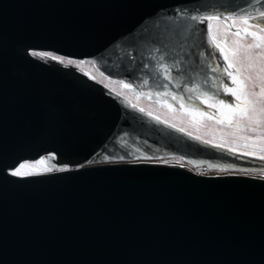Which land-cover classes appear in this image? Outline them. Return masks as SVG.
<instances>
[{"label": "water", "instance_id": "95a60500", "mask_svg": "<svg viewBox=\"0 0 264 264\" xmlns=\"http://www.w3.org/2000/svg\"><path fill=\"white\" fill-rule=\"evenodd\" d=\"M262 10L264 0H0V264H264V179L129 161L143 147L194 164L264 160L29 54L92 62L145 95L214 99L219 52L200 17ZM50 154L70 167L12 175Z\"/></svg>", "mask_w": 264, "mask_h": 264}, {"label": "rangeland", "instance_id": "374dc122", "mask_svg": "<svg viewBox=\"0 0 264 264\" xmlns=\"http://www.w3.org/2000/svg\"><path fill=\"white\" fill-rule=\"evenodd\" d=\"M241 17V16H234ZM213 34L215 36L216 43H220L226 50H233L237 47L235 43L238 41V37L233 35L236 31V27H230L231 21H225L221 18L219 21H212ZM237 27L243 28L244 25L237 24ZM249 31H256L255 29H249ZM253 41L251 37H246L243 40H239L240 44H243L247 47L248 44H251ZM215 45V44H214ZM219 51V49H218ZM260 52V49H253V56L257 55ZM220 53V51H219ZM33 55L42 58L44 61H50L53 63H59L60 65H68L82 72L83 74L90 77L95 82L106 87L108 90L114 92L116 95L119 93V97L123 98L130 106L137 109H144V113L150 115L166 124L171 125L179 129L182 132L192 136L199 141L205 143L208 141V145L216 147L215 145L220 144L222 147H216L225 151L236 153L239 155L261 159V156H264V143H261V134L259 130L257 131H238L235 127L237 121L233 118L232 126H229L226 122L218 123V120H223V111L218 110L217 107L209 108L208 104H214L219 100H224L225 102H231L235 104V97L230 94L224 93L225 87L235 88L236 86L232 84L231 78L225 73V68L227 67L226 62L223 60V56L220 54L221 62H224V65H221V68L224 71L225 77H227L228 82L232 84H227L223 87L219 85L217 87L218 96L214 99H205L206 103H201V100L198 99V105H187L185 103L184 107L181 108V102L178 101V104H174L169 100H159L152 99L150 97L140 95L141 93L137 90H133L131 86L129 88H124L122 85L127 84L125 81L112 79L105 74H103L94 63L89 61L76 60L71 58H64L50 52H33ZM71 61V63H68ZM235 67L230 71L235 73L236 68H240V78L243 79L244 76L252 77V83L245 80L246 86L252 91L259 93L261 82L257 77L259 76V64H256V67L253 69H248V61L245 59L244 53L241 50L237 56L233 59ZM225 66V68H224ZM255 85L253 88L252 85ZM128 85V84H127ZM203 99V98H202ZM197 113H202L199 115ZM241 124H246V121H239ZM241 137H246L247 139H241ZM247 145V147H245ZM229 149H232L231 151ZM244 153H251L250 155H245ZM157 155V154H156ZM132 155V158L129 161L132 162H151L159 163L166 165H179L187 169H192L191 171L199 172L202 168H205L209 174L214 175H243L254 178L264 179V168L256 167H243V166H233V165H213L208 163L194 164L183 157L172 156L168 154L161 155ZM52 159V160H51ZM264 160V159H262ZM174 162V163H173ZM178 163V164H176ZM23 165V167H21ZM70 166L67 164H58L57 158L55 155L50 154L49 156H43L38 160L34 161H24L18 167L11 170V173L19 169L26 175H35L42 173H49L54 171H60L68 169ZM24 176V175H20Z\"/></svg>", "mask_w": 264, "mask_h": 264}, {"label": "snow or ice", "instance_id": "6c2138e0", "mask_svg": "<svg viewBox=\"0 0 264 264\" xmlns=\"http://www.w3.org/2000/svg\"><path fill=\"white\" fill-rule=\"evenodd\" d=\"M193 20H196L197 17L193 16ZM221 19L220 16L210 15V16H202L200 17V23L207 22V34L211 39L212 43L215 44V47L219 49L220 54L223 56V60L226 62L227 67L225 68V73L228 77L231 78V82L235 85V88L225 87L224 93L230 94L235 97V104L231 102H225L224 100H219L214 104H208L209 108L217 107L218 110L223 111V120H218V123L226 122L229 126H232L233 118L236 119L237 123L235 125L238 131H257L259 130L261 134V143H264V10L260 11L257 15L253 16L250 14H245L241 17L234 16H225L223 19L225 21H231L230 27H236V31L232 33L236 37H238V41L235 43L237 47L233 50H226L220 43H216L215 36L213 34L212 21H219ZM237 24L244 25L243 28L237 27ZM249 29H255L256 31H249ZM246 37H251L252 43L248 44L245 47L243 44L239 43V40H243ZM260 49V52L253 56L252 50ZM243 51L245 59L248 61L247 67L248 69H253L256 67V64H259V76L257 79L260 80L261 86L259 93L252 91L246 86L245 80L252 83V77L244 76L243 79L240 78V68L235 69V73L230 71L235 67L233 63V59L237 56L240 51ZM68 63H71L69 61ZM179 71V68H177ZM215 71V69H213ZM165 80L168 79L167 76L164 77ZM124 88H129L130 86L127 84L122 85ZM254 88L255 85L253 84ZM119 95V93H117ZM167 95V94H165ZM173 100H176V96H172ZM197 99L201 100V103H206L205 99L201 97H197ZM184 107V104L181 103V108ZM141 112L144 111L143 108L140 109ZM199 115H203L202 113H197ZM246 121V124H241L239 121ZM183 129H181L182 131ZM199 139V137H197ZM241 139H247L246 137H241ZM208 143V141H205ZM216 147H222V145L217 144ZM247 147V145H245ZM230 151L232 149H229ZM245 155H250L251 153H244ZM264 159V156L260 157ZM23 167V165L21 166ZM27 173L21 172L19 169L12 172L13 176L26 175Z\"/></svg>", "mask_w": 264, "mask_h": 264}, {"label": "flooded vegetation", "instance_id": "af4514ba", "mask_svg": "<svg viewBox=\"0 0 264 264\" xmlns=\"http://www.w3.org/2000/svg\"><path fill=\"white\" fill-rule=\"evenodd\" d=\"M257 15V14H256ZM253 16H255V15H253ZM33 52H46V51H29V54L32 56V57H34V58H36V59H38V60H40V61H43V62H45V63H48V64H54V65H58V66H61V67H64V68H72V69H74V70H76V71H78L77 69H75V68H73L72 66H68V65H60L59 63H53V62H50V61H44L42 58H40V57H37V56H35V55H33L32 53ZM219 52V51H218ZM50 53H52V52H50ZM52 54H55V53H52ZM55 55H57V54H55ZM59 56V55H58ZM62 57V56H61ZM64 58H66V57H64ZM219 59H218V68H219V73H220V78H219V82H218V86L219 85H222L223 87L226 85V83L227 84H230L229 82H228V79H227V77H225V75H224V71H223V69L221 68V65H224V62H221V60H220V53H219V57H218ZM224 68H225V66H224ZM78 72H80V71H78ZM80 73H82V72H80ZM83 74V73H82ZM85 75V74H84ZM87 76V75H86ZM88 77V76H87ZM90 78V77H89ZM91 79V78H90ZM128 84V83H127ZM129 86H131L130 84H128ZM231 86H233L232 84H230ZM131 88L135 91V89H134V87L133 86H131ZM112 92V91H111ZM114 95H116L114 92H112ZM140 95H144V96H147V97H150V98H152V99H159V100H169V101H171L172 103H174L175 105L176 104H178V101H180L181 103H185V104H187V105H191V104H193V105H198V103H199V101H198V99H197V97L196 96H190V95H188L186 98H184V97H177L178 95H173V94H171V93H169L167 96H165V97H160V96H157V95H154V96H152V95H145V94H140ZM116 96H118V95H116ZM172 96H176L177 97V99L176 100H173L172 99ZM219 97H222L221 95L220 96H218V98ZM204 99V98H203ZM128 102V101H127ZM135 150H136V152H138V153H140V154H143V155H151V154H156V153H154L155 152V150L154 149H152V148H149V147H143V148H135ZM247 157V156H246ZM260 160V159H259ZM262 160V159H261ZM243 163L244 164H237V165H233V166H244V167H248L247 165H256V166H258V165H264V164H262L261 163V161H256V160H253V159H249V158H245L244 160H243Z\"/></svg>", "mask_w": 264, "mask_h": 264}, {"label": "bare ground", "instance_id": "6f19581e", "mask_svg": "<svg viewBox=\"0 0 264 264\" xmlns=\"http://www.w3.org/2000/svg\"><path fill=\"white\" fill-rule=\"evenodd\" d=\"M174 163V162H173ZM176 164H178V163H176ZM171 165H174V166H178V167H182V166H179V165H175V164H171ZM182 168H184V167H182ZM185 169H187V168H185ZM188 170H192V169H188ZM205 169H202L201 171H200V173H202V174H208V175H211V174H209V173H205ZM199 173V172H198Z\"/></svg>", "mask_w": 264, "mask_h": 264}, {"label": "built area", "instance_id": "2783aa9c", "mask_svg": "<svg viewBox=\"0 0 264 264\" xmlns=\"http://www.w3.org/2000/svg\"><path fill=\"white\" fill-rule=\"evenodd\" d=\"M202 169H205V168H202ZM205 170H206V169H205ZM205 173H209V172L206 170Z\"/></svg>", "mask_w": 264, "mask_h": 264}]
</instances>
